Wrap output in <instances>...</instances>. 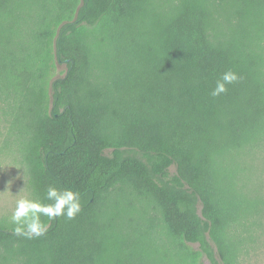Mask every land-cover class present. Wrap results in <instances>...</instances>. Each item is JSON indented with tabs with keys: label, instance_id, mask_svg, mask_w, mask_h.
Here are the masks:
<instances>
[{
	"label": "trees",
	"instance_id": "obj_1",
	"mask_svg": "<svg viewBox=\"0 0 264 264\" xmlns=\"http://www.w3.org/2000/svg\"><path fill=\"white\" fill-rule=\"evenodd\" d=\"M0 115L31 198L82 208L31 239L0 218V264H242L264 0H0Z\"/></svg>",
	"mask_w": 264,
	"mask_h": 264
},
{
	"label": "rangeland",
	"instance_id": "obj_2",
	"mask_svg": "<svg viewBox=\"0 0 264 264\" xmlns=\"http://www.w3.org/2000/svg\"><path fill=\"white\" fill-rule=\"evenodd\" d=\"M5 133L0 115V218L11 217L21 197L31 198L24 167L12 146L6 143ZM235 166L238 185L250 208L242 264H264V146L244 152L236 158ZM170 169L173 171L174 167Z\"/></svg>",
	"mask_w": 264,
	"mask_h": 264
},
{
	"label": "clouds",
	"instance_id": "obj_3",
	"mask_svg": "<svg viewBox=\"0 0 264 264\" xmlns=\"http://www.w3.org/2000/svg\"><path fill=\"white\" fill-rule=\"evenodd\" d=\"M239 75L227 70L222 73L216 81L215 87L210 95L220 96L228 91V85L237 82ZM45 199L50 203H44L39 198L21 197L16 201L15 209L11 214L10 220L15 225L14 233L18 236H25L29 239L45 235L48 226L42 222L41 216L55 220L65 217L68 220L75 219L81 212L79 193L70 188H58L49 185L46 190Z\"/></svg>",
	"mask_w": 264,
	"mask_h": 264
}]
</instances>
